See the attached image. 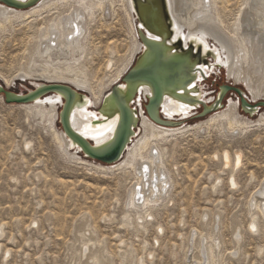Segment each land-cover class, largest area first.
<instances>
[{
	"label": "rangeland",
	"instance_id": "374dc122",
	"mask_svg": "<svg viewBox=\"0 0 264 264\" xmlns=\"http://www.w3.org/2000/svg\"><path fill=\"white\" fill-rule=\"evenodd\" d=\"M235 4H225L224 19L229 29L233 28ZM112 6L103 19L98 18L101 11L96 12L95 18L87 19L85 55L78 65L94 91L102 84L105 93L111 89L112 86L108 90L106 87L114 75L128 63L135 45L121 4L115 2ZM31 35L26 31L14 46L0 50L1 82L15 79L10 92L29 90V81H17V76L24 67L21 58ZM210 59L204 58L206 63ZM107 63L112 67L108 69ZM223 85L241 91L243 88L229 82L222 69L194 89L204 88L208 98L213 99ZM48 97L52 96L43 100ZM229 100L237 102L236 95L228 92L222 108L185 125H195L221 112ZM260 109L264 112V107ZM240 113L246 117L241 109ZM45 125L37 117L26 118L23 107L0 102V264H194L192 245L199 247L203 258L212 234L221 244L216 264H264V219H258L257 234L247 229L251 196L264 180V128L228 137L212 128L179 138L173 151L168 146L162 171L172 183L169 196L164 208L154 214L153 223L140 229L121 226L126 193L134 183L131 177L103 179L69 161ZM57 129L61 130L58 124ZM25 143L30 144L28 149ZM223 151L238 152L243 159L242 168L234 174L237 188L232 191L227 188L229 173L222 171L220 160L213 161L214 155L220 156ZM83 216L94 232H86L82 239L77 230ZM104 216L112 221H104ZM234 222L241 231L238 253L234 249ZM157 226L163 232L156 242ZM88 239L95 243V249L88 243L89 246L82 245V240ZM84 250L85 253L80 252ZM83 255L85 259H81Z\"/></svg>",
	"mask_w": 264,
	"mask_h": 264
},
{
	"label": "bare ground",
	"instance_id": "6f19581e",
	"mask_svg": "<svg viewBox=\"0 0 264 264\" xmlns=\"http://www.w3.org/2000/svg\"><path fill=\"white\" fill-rule=\"evenodd\" d=\"M16 1L25 3L29 0ZM218 1L221 7H218ZM227 1L165 0L173 31V37L165 47L166 58L169 60L175 57H188L187 51L183 52L182 49L185 50L189 45H192L194 51L202 55L201 57L211 58L207 65H202L199 71H194L193 82L186 89L182 88L177 98L189 101L197 99L205 104L210 102L212 99L208 98L204 88L198 87L194 90V87L200 86L204 78L207 79L212 73L224 69L229 82L232 80L234 84L242 85L240 87H243V96L250 104L264 101V0ZM230 1H234L237 7L236 13L232 16V29L226 27L224 19L226 18L224 11H227L225 4ZM115 2L121 4L127 15L126 18L130 21L135 45L128 63L126 62L127 64L108 83L106 87L108 90L119 83L137 55L145 51L137 35V27L141 28V25L136 20L133 0H37L36 4L22 10L0 5L1 51L14 46L19 36L25 35L26 31L32 34L28 38L27 48L21 58L25 64L23 69L19 70L20 75L17 76V81L24 83L29 81L28 85L33 88H39L42 85H66L77 94H84L86 97L76 99L80 103L72 108L69 123L78 135L95 147L104 145L112 138L118 115L111 120H104L103 116L97 113L111 89L105 93L100 83L101 85L94 91L88 84L87 76L78 68V65L85 55L83 41L88 35L85 37L87 19L95 18L97 11H101L98 18L103 19L104 14L107 15V8ZM177 39L182 41L180 53L176 52L178 47L176 48L175 40ZM109 67H112L111 63H107V68ZM14 81L15 79H3V82L0 80V85L11 90L15 84ZM120 89L125 91V86H121ZM148 97H150V89L142 87L132 108L138 112L137 108L141 109ZM43 98L18 106L25 109L26 118L37 117L47 124L45 126L53 142L65 156L71 159H68L69 161H75L76 164L86 167L89 173L92 172L103 179L120 175L126 178L131 177L134 181L135 184H131L126 193L125 211L121 219L122 228L144 229L153 223L154 214L164 208L165 198L172 184L162 171L165 165L164 158L167 147L172 146V151L175 150L179 138L188 133L196 135L203 130L208 132L212 128H217L218 132L222 131L224 135L221 134L225 137L237 133L249 134L264 128V112L256 110L254 117L247 112H242L246 117L241 116L238 99L237 102L229 100L223 110H220L221 112L212 114L200 123L184 125L176 129L160 127L141 115L134 130L135 135L126 147L122 159L114 165L102 166L79 157L80 150L63 131L57 129L58 114L63 104L60 96L48 97L45 100ZM0 102H3L2 97ZM195 107L164 97L159 109L160 118L163 117L166 121H172L174 117L186 119L192 115ZM24 145L28 149L30 144ZM217 160L221 162L222 171L229 173L227 188L231 191L235 190L237 184L234 174L242 168V155L238 152L230 154L228 151H223L220 156L214 155L213 161ZM250 202L251 214L247 229L250 233L257 234L258 219L260 216L264 219V180L259 190L252 194ZM85 219L86 217L83 216L78 223L77 233L82 239L86 237V232L88 234L90 231L94 232ZM106 219L107 217L104 216V221H112V219ZM232 230L235 238L234 249L238 253L241 231L236 222L233 223ZM155 231L157 242L163 229L157 226ZM262 232L264 233V227ZM2 234L0 229V237ZM86 243L92 246L95 244L91 239L82 240V245L89 246ZM220 245L216 234H212L209 237L208 246H205L202 252L203 258L200 256L199 247L195 248L192 245L193 262L191 263L216 264ZM94 246L93 249H95ZM80 252L85 253V250ZM261 252L259 251V255ZM5 253L8 254L9 250ZM129 257H131L130 253ZM81 259H85V255ZM96 259L95 257L94 262ZM202 260L203 263H201ZM140 264L143 263L140 262Z\"/></svg>",
	"mask_w": 264,
	"mask_h": 264
},
{
	"label": "water",
	"instance_id": "95a60500",
	"mask_svg": "<svg viewBox=\"0 0 264 264\" xmlns=\"http://www.w3.org/2000/svg\"><path fill=\"white\" fill-rule=\"evenodd\" d=\"M133 1L136 20L141 25V28L137 27V35L145 51L137 55L119 83L113 86L110 93L105 96V102L97 111L104 120H111L118 115L114 133L107 143L95 147L71 128L69 123L71 110L80 103L76 99L79 100L80 97L86 96L77 94L69 86L42 85L39 88H33L28 85L29 90L26 92L13 93L0 85V97H2L4 104L23 105L47 95L60 96L63 104L58 114V125L61 131L80 150L79 153L83 159L102 166L114 165L122 159L126 147L135 135L134 130L141 115L160 127H182L191 120L205 117L222 108V102L228 92L236 95L242 112L249 113L251 117L256 115L254 114L256 110L259 111L261 110L260 107H264V102L250 104L243 96L241 89L225 85L221 86L218 94L206 104L197 99L189 101L177 98L179 92L182 91L181 89H186L193 82L194 71H199L200 66L207 65L206 60L197 51H194L192 45L187 46L185 50L182 49L183 52L187 51L188 57H175L168 60L165 56V47L173 37V31L165 0ZM36 2L37 0H29L25 3L16 0H0V5L10 9L22 10L33 6ZM175 41L177 43L176 48L178 47L177 50H179L176 52L180 53L182 41L181 39ZM204 79L206 80V78ZM121 86H125V91H121ZM142 87L150 89V97L143 103L141 109L137 108L138 112H136L132 105L136 103L138 92ZM188 96L191 95L188 94ZM164 97L196 107L192 115L186 119L174 117L175 119L172 121H166L163 117L160 118L161 112L159 111ZM199 109L200 112L197 113Z\"/></svg>",
	"mask_w": 264,
	"mask_h": 264
},
{
	"label": "flooded vegetation",
	"instance_id": "af4514ba",
	"mask_svg": "<svg viewBox=\"0 0 264 264\" xmlns=\"http://www.w3.org/2000/svg\"><path fill=\"white\" fill-rule=\"evenodd\" d=\"M219 89V88H218ZM219 92V90H217ZM214 93V92H213Z\"/></svg>",
	"mask_w": 264,
	"mask_h": 264
}]
</instances>
